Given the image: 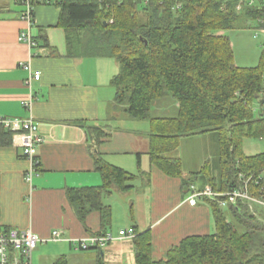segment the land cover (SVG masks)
Returning a JSON list of instances; mask_svg holds the SVG:
<instances>
[{"label":"trees","instance_id":"obj_1","mask_svg":"<svg viewBox=\"0 0 264 264\" xmlns=\"http://www.w3.org/2000/svg\"><path fill=\"white\" fill-rule=\"evenodd\" d=\"M55 4L70 58H110L118 63L119 73L110 83L115 103L132 119L150 122L152 167L182 178L187 197L198 183L199 189L208 185L227 193L249 181L251 196L264 203V152L246 155L242 147L246 138L264 140V51L257 67H238L231 40L216 34L232 29L242 14L249 24L260 27L263 2L251 7L244 3L241 10L239 0H57ZM168 98L174 107L178 105L177 115L154 117L156 102ZM82 126L96 145L109 136L100 126ZM210 132L219 140L217 175L209 176L203 168L182 177V162L172 156L181 139ZM12 139L13 133L0 126V146L12 145ZM140 162L139 155V166ZM95 163L103 185L71 188L67 195L82 223L99 212L107 228L112 213L103 203L104 194L133 189L136 178L146 173L134 175L113 166L99 152ZM206 202L215 219V234L188 236L164 259L156 260L151 230L134 229L135 264H264V207L240 201L223 209L215 201ZM54 264L69 261L61 257ZM96 264H104L101 255Z\"/></svg>","mask_w":264,"mask_h":264},{"label":"crops","instance_id":"obj_2","mask_svg":"<svg viewBox=\"0 0 264 264\" xmlns=\"http://www.w3.org/2000/svg\"><path fill=\"white\" fill-rule=\"evenodd\" d=\"M55 3L35 5L30 32L36 47L31 48L20 40L21 33L30 28L23 1L0 0V119L33 117L44 139L33 188L25 180L29 162L14 139L12 145L0 146V228L29 229L41 239L60 231L62 241L40 243L34 251L41 264L46 259L54 264L61 257L69 264H96L98 255L104 264H135L134 242L122 238L128 230H151L156 260L164 259L171 247L188 236L216 233L210 205L200 201L191 206L182 178L151 166L150 132L127 118L125 108L115 103L110 83L119 73L118 63L110 58L68 56L66 33L58 26L60 8ZM26 63L42 75L32 90L26 86L29 75L22 67ZM30 101L32 108L28 109ZM83 124L106 129L108 138L96 145ZM98 152L107 163L131 174L146 173L136 178L133 189H113L103 197L112 213L107 228L99 212H92L82 223L67 195L71 188L103 185L96 170ZM187 176L183 171L182 177ZM105 234L116 241L101 250L84 251L73 243Z\"/></svg>","mask_w":264,"mask_h":264},{"label":"built area","instance_id":"obj_3","mask_svg":"<svg viewBox=\"0 0 264 264\" xmlns=\"http://www.w3.org/2000/svg\"><path fill=\"white\" fill-rule=\"evenodd\" d=\"M25 6L24 19L29 24V29L23 31L20 35V40L27 43L31 48L36 47V42L30 32L33 24V9L35 5L48 3L57 0H22ZM240 5L238 10L242 9L241 4L247 3L249 6H255L264 0H239ZM259 28L264 32V17L258 20ZM24 70L28 72L29 78L26 81V86L32 90L34 82L41 80L40 72H33L29 63L23 64ZM28 109L32 108V101L26 104ZM0 126L13 133L14 145L20 148L25 159L29 162V168L25 174L27 184L33 188V180L38 175L40 170V161L38 159V150L44 139L40 135L38 124L34 118L29 119H0ZM243 178V177H242ZM249 181H245V186L241 189H235L227 193H219L214 191L211 186H206L199 189L192 186L190 195L187 197V202L191 206H196L198 202L207 199L217 202L221 207L226 205H237L240 201H247L251 204H257L264 207V203L259 199L253 198L248 189ZM225 198L226 200H221ZM135 234L132 230L123 232L122 238L134 240ZM62 233L60 231L53 232L50 239H41L33 231L27 230H2L0 228V264H33V253L40 243L59 242L62 241ZM116 241L111 234L101 236H91L86 239L74 241V245L81 250H89L92 248L103 249L110 243Z\"/></svg>","mask_w":264,"mask_h":264},{"label":"rangeland","instance_id":"obj_4","mask_svg":"<svg viewBox=\"0 0 264 264\" xmlns=\"http://www.w3.org/2000/svg\"><path fill=\"white\" fill-rule=\"evenodd\" d=\"M241 6L243 7V4ZM239 17L232 29L218 31L216 34L225 35L231 40L236 66L241 68L257 67L260 64L264 51V32L261 31L255 22L249 24V21H247L243 14ZM254 108L258 110V105ZM177 111V108L174 107V102L168 98L156 102L152 109V115L154 117H174L177 115ZM127 118L132 119L129 115H127ZM136 123L143 130L146 127L145 131L151 132L150 122L136 120ZM242 147L246 155L263 153L264 140L246 138L243 141ZM218 151V137L215 133L210 132L182 138L179 148L172 156L181 160L182 170L188 176L191 175V172H199L203 168L206 169L209 176H213L217 175L219 169L216 163ZM105 196L106 194H104ZM227 208L228 205L223 207V209ZM213 233L214 231L211 234ZM52 245H55V243H51L50 246ZM36 255L37 251L33 254V264H41L39 260L36 261ZM51 260L46 259L43 264H51Z\"/></svg>","mask_w":264,"mask_h":264},{"label":"water","instance_id":"obj_5","mask_svg":"<svg viewBox=\"0 0 264 264\" xmlns=\"http://www.w3.org/2000/svg\"><path fill=\"white\" fill-rule=\"evenodd\" d=\"M103 254V253H102Z\"/></svg>","mask_w":264,"mask_h":264}]
</instances>
